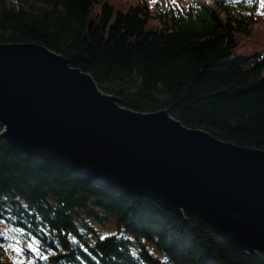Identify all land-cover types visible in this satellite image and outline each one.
<instances>
[{
    "label": "trees",
    "instance_id": "trees-1",
    "mask_svg": "<svg viewBox=\"0 0 264 264\" xmlns=\"http://www.w3.org/2000/svg\"><path fill=\"white\" fill-rule=\"evenodd\" d=\"M262 3L189 0L179 13L148 0L126 9L108 0H0V42L44 44L123 106L169 108L188 127L264 149V46L242 49L241 38L264 29ZM0 219L37 243V264H264V253L239 250L193 214L130 197L1 135ZM108 220L116 232L101 236L93 222Z\"/></svg>",
    "mask_w": 264,
    "mask_h": 264
},
{
    "label": "water",
    "instance_id": "water-1",
    "mask_svg": "<svg viewBox=\"0 0 264 264\" xmlns=\"http://www.w3.org/2000/svg\"><path fill=\"white\" fill-rule=\"evenodd\" d=\"M0 135L13 148L130 197L193 214L247 253H264V149L137 111L37 42H0Z\"/></svg>",
    "mask_w": 264,
    "mask_h": 264
},
{
    "label": "rangeland",
    "instance_id": "rangeland-1",
    "mask_svg": "<svg viewBox=\"0 0 264 264\" xmlns=\"http://www.w3.org/2000/svg\"><path fill=\"white\" fill-rule=\"evenodd\" d=\"M118 8L126 9V7L136 0H108ZM153 10L158 8V3H164L165 6H172L176 8L179 13H183V7H188L189 0H148ZM100 9L99 3L97 5ZM255 37H241L242 49L244 46H252V49L264 46V29H259L256 26ZM93 225L98 229L101 236H105L116 232V225L114 221L108 220L105 224H98L93 222ZM21 231L15 229L11 224L0 219V258L5 262L25 261L27 264H37L36 257L41 254L37 247V243L33 240H25L20 235ZM153 247V246H152Z\"/></svg>",
    "mask_w": 264,
    "mask_h": 264
},
{
    "label": "snow or ice",
    "instance_id": "snow-or-ice-1",
    "mask_svg": "<svg viewBox=\"0 0 264 264\" xmlns=\"http://www.w3.org/2000/svg\"><path fill=\"white\" fill-rule=\"evenodd\" d=\"M261 6L264 7V3H262Z\"/></svg>",
    "mask_w": 264,
    "mask_h": 264
}]
</instances>
